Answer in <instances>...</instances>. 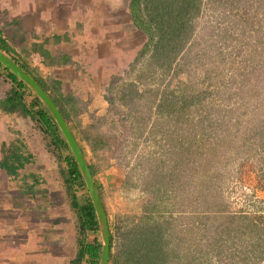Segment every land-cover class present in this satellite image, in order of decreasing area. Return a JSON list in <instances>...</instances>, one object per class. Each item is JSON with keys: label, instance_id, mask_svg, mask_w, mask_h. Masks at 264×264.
Here are the masks:
<instances>
[{"label": "rangeland", "instance_id": "1", "mask_svg": "<svg viewBox=\"0 0 264 264\" xmlns=\"http://www.w3.org/2000/svg\"><path fill=\"white\" fill-rule=\"evenodd\" d=\"M190 22V36L171 65L147 62L139 76L137 70L129 72L133 58L129 54L121 55L116 58L121 65L107 74L100 86H89L76 95L89 101L88 112L81 115L83 124L91 122L95 115L101 116L99 130L118 139L116 151L109 155L102 151L94 155L87 144L84 155L99 170L96 180L104 191L103 199L111 221L117 216L132 220V216L141 213L140 201L148 189L156 188L157 183L164 180L167 191L161 189L157 206L165 212L163 218L170 221L166 234L178 248L177 264H191L186 260L201 257L202 252L195 250L199 240L205 236L208 240L211 231L220 224L221 218L213 217V203L221 200L213 195L217 191L211 172L221 164L222 172L228 173L233 165L224 163V159H229L237 149L239 153L231 158L236 165L232 177L222 176L225 179L221 185L222 198L228 202L229 210H252L253 204L264 210V192L256 187L260 179L264 184L261 177L264 150L252 145L246 155L243 152L250 137L264 134V0H201L199 13ZM122 27L125 42L120 43L127 48L137 46L138 51L144 35L132 24L125 23ZM114 76L121 79L114 90L108 91ZM130 80L137 83L141 95L136 98L133 95L130 106H123L120 95L127 92L124 85ZM94 87L92 93L90 88ZM109 98L114 100L113 105ZM23 120H15V132L8 136V143L17 136L28 144L32 157L29 152L19 155L30 165L34 164L31 168L38 169L39 173L42 170L48 182L51 205L59 207L57 216L61 217L70 251L68 235L72 226L65 209L63 189L57 186L55 159L33 129L32 121ZM31 131L33 134H28ZM2 149L0 145V151ZM9 155L10 160H0L4 166L2 173L9 170L7 176H14L12 181L18 176L21 184L36 188V181L32 180L35 175L30 173L27 179L15 174V153ZM197 161L202 165L197 166ZM239 164L243 167L234 174ZM238 175L243 179L236 181ZM208 176V182L201 184L203 177ZM259 200L261 202H257ZM46 203L43 201L40 208H46ZM155 214L158 217V213ZM44 229L49 228L44 226L43 234ZM38 231L28 229V240L36 239ZM40 239L33 243L37 249L44 247ZM237 240L229 245L231 250L224 246L227 256L232 251L239 255L230 264H238L239 257L244 259L243 250L248 251L241 244L242 240L250 242L246 234H240ZM211 254L212 251L208 257ZM223 257L222 254L219 260ZM216 260L211 258L208 264H217ZM241 264H264V260L251 259Z\"/></svg>", "mask_w": 264, "mask_h": 264}, {"label": "trees", "instance_id": "2", "mask_svg": "<svg viewBox=\"0 0 264 264\" xmlns=\"http://www.w3.org/2000/svg\"><path fill=\"white\" fill-rule=\"evenodd\" d=\"M200 2L201 0H129L127 10L131 16V22L136 29L144 34V42L129 65V72L137 70L136 74L140 76L143 71L142 68L147 66L145 65L147 62L152 64L155 62L158 66L171 65L190 36L192 25L190 21L198 15ZM31 49V51L42 56L43 63L46 66H63L73 63L62 53L51 55L48 50L43 48V43H35ZM0 50L26 70L51 96L73 132L84 155L86 144L95 153L94 155L99 151L106 152L108 155L109 152L116 151L119 145L116 135L99 130L101 116L96 117L95 115L96 118L93 116L91 122L83 124L81 115L88 112V100H82L70 91H65L61 80L51 76H47L46 79L43 78L39 71L32 69L29 62L21 58L11 48L1 34ZM0 70L6 79L11 82V88L4 97L0 98V110L6 114L15 113V120L17 114L26 120L30 119L33 129L39 133L41 140L55 159L57 186L63 189L66 207L75 227V253L69 264H99L102 244L98 219L76 160L62 132L48 108L37 95L1 63ZM113 78L110 79L108 91L114 90L116 82L121 79L116 76ZM126 83L124 90L125 87L128 90L121 93L120 98L123 106H130L133 101L132 98L134 96V98L139 97L141 92H138L136 82L130 80ZM111 99L109 98V102L113 105L114 100ZM18 134L22 136L21 132H18ZM28 134H33V131L28 132ZM214 134L215 130L213 129L212 135ZM16 138L18 139L17 136ZM250 139L245 142V150H243L245 155L253 146H261L264 150V134H258L250 137ZM25 147L24 143L18 139V150L21 151ZM236 153H239L238 149ZM236 153L232 155L235 156ZM232 155L229 159H224V163L226 161L228 165H233L229 169L230 171L223 173L220 164L219 169H212L210 177L217 191L213 195L221 200L213 203V217L221 218V222L211 231L212 235L209 236L208 240H206V236L204 239L199 240L198 247L196 246L195 250L202 252L201 257L189 258L186 260L188 263L208 264L211 263V258L218 259L216 260L217 264H230L236 261V257L239 256L237 252L232 251L227 256L224 246L226 244L227 248L231 250L229 245L238 242L237 238L240 239V234H246L253 245L242 240L241 244L244 248L247 247L248 251L243 250L244 259L240 260L239 257L238 264L250 262L251 259L257 258L258 261L264 260V210L256 208V204H253L252 210H229L228 202L222 198L221 185L225 181L222 176L225 174L232 177L233 169L236 166L231 162L233 160L231 158H234ZM104 159H107V157ZM86 161L95 179L107 216L109 226L108 264H177V260L180 258L178 248L174 246L173 241L166 234L170 221L163 218L165 212L159 210L157 206L158 199L161 197L159 196L161 189L167 191L168 186L167 184L164 185L165 181L158 182L156 188L148 189L145 193L146 196L140 201L139 211L141 213L132 216V220L125 221L122 216H117L115 221L112 222L106 202L103 199L104 191L99 187L96 180V173L99 170L96 165L89 163L88 159ZM27 162V160H23L16 163L23 166ZM195 164L201 166L202 162L197 161ZM239 167H243V165L239 164L237 172H234V174L239 172ZM261 177H264V173ZM208 179L209 176L203 177L201 184L207 183ZM241 179H243L242 176L238 175L236 181ZM256 187L264 192V184H262L261 179ZM261 200L257 202H261ZM155 213H158V217L155 216ZM228 242L229 244H227ZM211 251L212 254L208 257ZM222 254L224 257L219 260ZM204 255L205 257H203Z\"/></svg>", "mask_w": 264, "mask_h": 264}, {"label": "crops", "instance_id": "3", "mask_svg": "<svg viewBox=\"0 0 264 264\" xmlns=\"http://www.w3.org/2000/svg\"><path fill=\"white\" fill-rule=\"evenodd\" d=\"M127 4L125 0H0V34L43 78L51 76L61 80L63 89L76 96L78 91L89 86H100L106 75L121 65L117 57L129 54L134 59L139 47L127 48L120 43L125 42L122 26L132 24ZM35 43H43V48L51 55L64 54L73 63L46 66L42 56L31 51ZM33 59L36 62L33 63ZM95 87L90 88L92 93ZM10 88L11 82L0 70V98ZM16 116L18 121H24V117ZM12 132H15V113L6 114L0 110V145L3 147L0 160H10L12 152L16 162L27 160L18 155L31 154L27 143L23 142L26 151L25 148L18 150L16 137L8 143ZM15 165V174L27 179L30 173L35 175L32 180L36 181V188L21 184L18 176L15 182L12 181L14 176H7L9 170L2 173L4 166L0 161V264H69L75 253V227L69 211L72 226L68 235L70 251L61 217L57 216L59 207L51 205L48 182L42 176V170L39 173L38 169L31 168L34 164L28 162L23 165L24 169H19L21 165L18 163ZM38 180L40 187L37 186ZM43 201L47 202L46 208H40ZM44 226L49 229H44L43 234ZM28 229L39 230L36 239L41 237L39 243L44 247L35 248L36 239L27 238Z\"/></svg>", "mask_w": 264, "mask_h": 264}, {"label": "water", "instance_id": "4", "mask_svg": "<svg viewBox=\"0 0 264 264\" xmlns=\"http://www.w3.org/2000/svg\"><path fill=\"white\" fill-rule=\"evenodd\" d=\"M0 63L6 67L9 71L15 74L20 80H22L33 93L42 101V103L48 108L52 114L55 122L57 123L60 131L62 132L72 155L74 156L80 173L83 177L85 185L87 187L89 196L93 203L95 213L98 219L99 232L101 238V257L99 264H108L109 259V226L107 221L106 212L100 197L98 188L95 183V179L92 176L88 162L81 151L80 146L77 143L71 129L69 128L66 120L59 111V108L51 98V96L41 87V85L21 66L13 61L8 55L0 50Z\"/></svg>", "mask_w": 264, "mask_h": 264}, {"label": "built area", "instance_id": "5", "mask_svg": "<svg viewBox=\"0 0 264 264\" xmlns=\"http://www.w3.org/2000/svg\"><path fill=\"white\" fill-rule=\"evenodd\" d=\"M32 61L36 62L34 59Z\"/></svg>", "mask_w": 264, "mask_h": 264}]
</instances>
